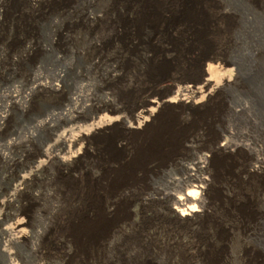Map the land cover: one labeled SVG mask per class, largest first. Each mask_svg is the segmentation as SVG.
Segmentation results:
<instances>
[{"label": "bare ground", "instance_id": "obj_1", "mask_svg": "<svg viewBox=\"0 0 264 264\" xmlns=\"http://www.w3.org/2000/svg\"><path fill=\"white\" fill-rule=\"evenodd\" d=\"M4 2L0 0V15ZM40 2L28 0L30 5ZM215 3L116 0L101 14L87 10L72 17L69 28L57 25L54 39L60 43L68 38L76 22L88 23L93 29L104 19L108 27L104 39L135 47L183 36L204 49L212 40H225L231 25L215 22L229 14ZM100 41L94 38L96 45ZM190 64L200 63H184ZM154 65L152 71L159 75L172 68V63ZM204 71L201 84H169L165 95L147 99L129 111L96 101L79 105L78 95L64 79V70L53 82L34 83L29 93L12 90L0 94V178L7 180L0 192V264H50L42 259L46 247L41 245L39 230L30 226L29 216L8 212L16 197L41 173L48 177L86 173L87 187H82L87 189V204L79 216H69L70 232L66 229L64 238L70 237L74 247L80 246L82 257L93 256L92 264H107L105 249L113 231L140 228L141 218L130 204L134 195L146 192L158 205L151 213L158 220L140 231L141 240L179 245L186 255L199 252L212 264H222L231 232L226 218L242 209L237 207L240 201L232 187L253 184L251 195L263 191L264 168L247 164L237 168L235 175L231 170L239 157L230 117L238 109L228 104L225 91L237 81L239 67L225 59L218 68L207 64ZM35 91L39 99H55V107L34 119L21 135L12 126L11 115L24 111ZM40 134L44 136L38 141ZM239 193L245 200L244 193ZM246 213L247 219L242 221L245 231L256 218ZM259 217L263 220L264 213ZM154 253L145 255V261ZM70 257V250H64L58 264H66Z\"/></svg>", "mask_w": 264, "mask_h": 264}, {"label": "rangeland", "instance_id": "obj_2", "mask_svg": "<svg viewBox=\"0 0 264 264\" xmlns=\"http://www.w3.org/2000/svg\"><path fill=\"white\" fill-rule=\"evenodd\" d=\"M91 1L41 0L30 5L28 0H5L0 15L1 95L12 90L29 93L34 83L53 82L64 70V79L78 95L79 105L96 101L118 105L123 111H129L144 105L147 99L165 95L169 84L199 85L206 77L204 68L207 64L218 68L223 60H232L239 67L237 81L225 91L228 104L238 109L230 117L235 129L232 142L237 146L235 152L239 157L232 163V174H237V168L247 164L264 168V0H207L217 2L215 4L220 10L229 13L215 22L231 25L225 40H212L204 49L184 40L183 36L170 38L158 45L135 47L104 39L103 31L108 29L104 19L93 29L88 23L76 22L74 32L62 42H57L54 39L57 25L62 23L69 28L72 17L81 16L87 10L101 14L116 0H93V6ZM94 38L101 40L98 45ZM112 63H116L113 65L117 68L111 67ZM154 63H172V68L160 75L154 74ZM108 70L110 73L106 74ZM55 103L52 97L39 99L35 91L24 111L12 113V126L23 135L31 128L33 120L52 111ZM43 136L40 134L38 141ZM86 178V173H74L72 176L56 173L51 177L41 173L28 183L8 208L10 214L18 211L29 216L30 226L39 230L41 245L46 247L43 248L42 259L50 264L60 263L62 252L68 249L71 257L66 264L93 263V256L87 254L82 257L80 246L74 247L72 238H64V231L69 229L70 232L67 227L69 216H79L87 204ZM6 182L0 178V192L6 187ZM240 185L235 183L232 187L240 201L237 207L242 209L239 214L226 218L231 232L224 246L222 264H264V219L259 220L264 213V190H256L251 195L255 185ZM79 186H85L84 190ZM239 192L244 193L245 200L241 199ZM157 207L147 192L132 197L130 208L137 209L142 224L136 232L113 231L107 240L105 262L212 264L199 252L190 256L184 254L179 245L168 246L156 240L140 239L144 237L140 231L157 222L158 219L151 214ZM246 212L256 218L250 229L245 231L242 221L247 219ZM32 237L36 238L34 232ZM147 252L155 253L145 261Z\"/></svg>", "mask_w": 264, "mask_h": 264}]
</instances>
